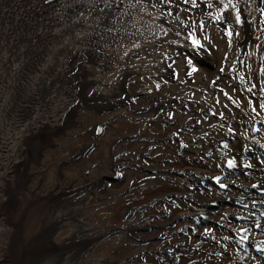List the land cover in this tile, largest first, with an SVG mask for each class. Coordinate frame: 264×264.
<instances>
[{
  "label": "rangeland",
  "instance_id": "1",
  "mask_svg": "<svg viewBox=\"0 0 264 264\" xmlns=\"http://www.w3.org/2000/svg\"><path fill=\"white\" fill-rule=\"evenodd\" d=\"M212 2V7H209V3H206V8H203L202 5H200L197 2V7L201 6L202 9L204 11H206L208 14L211 13V15H209V19L210 23L207 22V27H208V33H210V35H213L214 37V43L216 42H220L222 44V40L221 38L215 33V25L218 22L217 20L213 19V17L217 14V0H211ZM144 3L146 4V2L144 1ZM141 4V2L139 3ZM177 4L180 5H184V0L183 1H178ZM176 4V5H177ZM190 6H192L191 3H187ZM255 4H253V0H240V3L238 4V8L241 9V20L242 23L240 25H235L233 24V28L234 31H239L241 33L240 37L237 38L234 35V43L236 45H242L241 41L244 39H248L249 41L245 44V46L247 45H251V53L249 55V57H247L248 60H250L249 62H251V64H253L254 66L257 65L256 64V53L259 50V45L257 44H252V42H255L256 40H259V38H261L262 43H264V34L259 33V31L256 33L255 39H253L254 37V27H259V23H254L252 22V19H255L256 14H255ZM122 7V6H121ZM136 7V5H135ZM140 7V5H139ZM161 7L162 4H158L156 6V10H155V15H153L152 13L146 11V9L144 8H135L134 10H128V7H126V9L124 7L123 10H121L123 12V15L127 14L128 18H126L124 21L125 23L123 24V29H122V42L123 45L116 47V50L109 48L108 51L111 52L113 55L115 54H119L121 52V48H125V47H130L129 45L132 44L131 49L132 50H137L138 53V63L139 66L137 65H133V71L136 72V74H139L140 76H153L155 74H157L158 76L161 75L160 71L163 72V66L161 64V60H160V55H161V50L162 48H164L165 46H170V47H175L178 48V50L181 49V40H180V36H177L176 33L178 32L176 23L174 22V20L172 18H170V22L172 25H162L161 23H159V21L157 20V16L159 17L161 15ZM144 11V14H141V11ZM179 12H181V9L178 10ZM118 11L112 12L110 14L113 23H115V15L117 16V18H119V16L121 14L116 13ZM148 12L150 15H148ZM116 13V14H115ZM246 23L249 24L250 26V36L247 37V31H245V25ZM209 24V25H208ZM137 27V28H136ZM140 27V28H139ZM134 32L135 33V38H130V34ZM165 33H167V35H165ZM259 34V35H258ZM175 41V42H173ZM217 44L212 45L211 44V54H210V58L208 59V61L206 62L207 64H209L210 66H206V63H202L200 64V68L197 71V79L196 82L197 84H205L210 85L212 83V76H214V74L216 73V63L218 60V56L219 53L222 51L223 46H220L218 49L216 48ZM249 45V46H250ZM216 48V50L212 51V48ZM261 48H264V44L261 45ZM254 49V50H253ZM118 56V55H117ZM122 61L124 62L125 57L121 58ZM130 62V61H129ZM132 62H135L132 61ZM113 68L114 69H118L119 68V64H113ZM256 69V67H255ZM249 70V69H248ZM118 71H123V73L126 71V68H121ZM264 71V70H263ZM252 73V70H250V74ZM154 77V76H153ZM124 78V77H123ZM105 80L106 83H110L113 82L112 84L114 86H116L118 80H120V75L117 74V72H111L108 73L106 75L105 78H103ZM258 77H254V81L255 83L258 82ZM147 80V84L150 87L155 86L156 88V94L162 95L163 97H167L168 100L169 97L176 95L177 93H182V89L177 87V85H164L162 84V82L158 79L155 78L156 81L150 82L151 80L145 79ZM150 80V81H149ZM153 80V79H152ZM179 90V91H178ZM118 90L114 89V88H109L107 89V91H105V94H115ZM188 92L190 94H194L192 91L188 90ZM119 94V93H117ZM143 102V101H141ZM158 103V102H157ZM139 104H143L140 103ZM157 105V104H156ZM223 108V106H222ZM225 109V108H224ZM224 113L226 115H228V117H234L237 118V115L235 113H232L231 111H226L224 110ZM157 115L158 112L156 110L155 114L152 113L150 115H145V117H143L142 114H140L139 116H135L134 114L131 115L129 120L126 121H121V122H117L114 124V127L110 128L107 132V134L104 136V138H102L100 140L99 143V149H96V151H92L90 152L87 156L83 157L82 159L79 160V162L77 163V167L76 169H74L73 171L76 172L77 174H79L80 172L83 171V168L85 167L86 164L93 166L94 169L93 171L90 173V175H87V177H89V180H93V178L97 175L100 174H104L108 179L106 180L107 183H103L104 186H102V191H92L95 190V185L94 186H90L88 183V178L86 177H79L78 179L75 181V183L73 184L72 187H70L69 189H67L68 192L72 193L70 196V202L68 204H66V206L64 208H59L55 211V213L58 212V214H62L63 216H72L73 218H77V219H82L85 216V205H86V200L88 199V195L91 194V192L96 193L97 196H99L100 198H103L105 196H108L107 198H105L103 201L105 202H110V203H115L117 204H121L122 209L121 212L119 213L120 216H123L120 221H119V225L123 226V232L118 231L116 232V234H112L110 236H107L105 239H103L100 246H102V249L100 251H98L97 253L95 252L93 260L90 261V259H86L88 262H90L89 264H99L101 261L104 262L105 264H118V263H122V261L125 259V257L127 258V256L132 255L134 252H139L141 249L145 248L146 245L151 247L152 250H156L161 248L160 244H162L161 239H156V232H153V230H150L151 233H149L147 237H151V238H155L154 240L150 241L149 243H141L138 241H135V238H132V236L130 235V228L131 225L133 223L132 220L136 219L138 221V226H144L146 223V216L145 213H141L140 211H138L137 214H134L135 216H133L132 219H125V215L127 213V211L129 210L130 207H134L135 203H142L143 201H148V199L152 198V197H159L161 196L163 193L167 192L168 189H164L161 188L163 186L162 183V179L160 181H156L158 179V177H155L154 180L150 181V185L148 190L145 191L143 190V188L138 189L137 191H133L130 193L131 188L135 187L134 186H129L130 183H138V181H144V180H148L150 178V176L145 175L144 173H138L135 170H128L125 172V176L124 178L120 181V182H112L109 178L111 177V172L109 169V165H110V158H109V151L107 149V144L112 140V142L117 139L118 137H120L122 134H125L126 131H128L130 129H132L131 131H136L135 129L139 128L140 129V134L139 136L141 137V141L136 142V143H132V144H127V143H121L119 144V146L117 147V149H119V151L122 150H129L130 152L128 154H130V158H137V149L138 146H140V143L146 144L147 142H154L156 141V139L159 137H161V135L164 133V130L157 126V124L161 119V116H159L160 118L157 120ZM135 116V117H134ZM146 118L151 119L152 123H154V127L152 128L151 125L147 124V121L145 120ZM182 118V119H181ZM181 119V120H179ZM183 121V122H188L189 119L186 116L185 118L182 116L178 115V119H177V123ZM91 120L88 121L87 123H84V125H86L84 128H81L78 130V133H81L82 136L81 138L78 137L77 134L73 135V138L75 140V147L76 149H79L88 139V134H85L86 131H88L89 128V124H90ZM240 129V128H239ZM130 131V132H131ZM242 130H239V136L236 138L234 145H236L237 143L239 145H241V142H243L244 139V135H245V131H242L243 134L240 135V132ZM119 134V135H118ZM114 136H116L114 139H112ZM157 136V137H156ZM163 141V140H162ZM188 142H192L190 137L187 138ZM171 144L169 146H165L162 143H155L156 144V149L153 151V157L155 158H160L164 155H168L172 158H174L173 153L175 152V150L173 151V145L174 143L172 141H170ZM68 147L71 148V145L68 144ZM190 147V146H189ZM196 148V147H194ZM60 148L54 150V152L52 153V157H55V163H57L60 160L61 154L60 152ZM110 149V148H109ZM176 153V152H175ZM157 155V156H156ZM159 156V157H158ZM167 183V185H170L171 183L177 182V184L182 185V180H175V179H170V178H165L164 179ZM171 180V181H170ZM54 181V177L49 176L48 179L46 180L43 188L41 189L42 191L46 192V189L49 188L50 186H52ZM174 181V182H173ZM156 184V185H155ZM99 186V185H98ZM100 187V186H99ZM106 188V192L103 194L104 190ZM62 188H59L56 193L57 195H59L62 192ZM138 195V196H137ZM48 196V195H46ZM103 196V197H101ZM137 196V201H135L134 199ZM201 197V196H199ZM208 198V197H207ZM199 198H197V196H194V200L198 201ZM38 203V202H35ZM33 204L31 205L28 209H27V217H31V221H30V226L33 225L32 227L28 226V229L25 231V235L29 237H31L32 235H34L35 231L40 230L42 228L41 224H37L36 226L34 225L37 221H39L41 218H48L46 221L51 222L54 219H50V211L51 209H47L46 208V213L44 214V216H41V208L43 206L40 205V203L38 204ZM29 206V205H28ZM27 206V207H28ZM180 205L177 206H170V210L172 208V214H176V212H178L182 207H178ZM22 209L25 208V206L21 204ZM112 206L109 207H102V206H96L92 213H94V215L99 216L100 218H94V216L91 217H86L85 216V220L83 219L84 223H80L78 221H75L73 219H67L65 221H63V224H66L68 228L76 231L77 228H86L87 232L84 231L82 235H79V237H84L86 235L92 234L94 236H96L97 233H104L105 230H107L108 227H111V215H110V209ZM175 208V209H174ZM21 209V210H22ZM190 211H193L195 209H189ZM71 213V214H70ZM84 213V214H83ZM19 215V214H18ZM106 219V220H105ZM117 219V218H115ZM125 219V220H124ZM110 224H107V223ZM164 223H168V219L163 221ZM2 228H5L2 224L0 225V233H2ZM5 239V234L2 236V234L0 235V240L4 241ZM133 239V240H132ZM7 241V240H6ZM128 241H132L133 244H129L127 245V247H121V249L119 250L118 247L116 246H120L119 243H121L122 245H124V242H128ZM157 247V248H156ZM111 248H116L115 250H111ZM1 253V252H0ZM37 255H40L41 257L38 258V261L36 260L35 264H46L45 261L42 262V255L43 253H41L40 251H37ZM88 258V257H87ZM48 262H51L52 258L51 256L49 258H47ZM189 260L191 259H185L182 264H188ZM47 262V261H46ZM25 263V262H24ZM30 264H32L30 262ZM49 264V263H48ZM66 264V262L64 263Z\"/></svg>",
  "mask_w": 264,
  "mask_h": 264
},
{
  "label": "snow or ice",
  "instance_id": "2",
  "mask_svg": "<svg viewBox=\"0 0 264 264\" xmlns=\"http://www.w3.org/2000/svg\"><path fill=\"white\" fill-rule=\"evenodd\" d=\"M165 2L167 3H171L172 0H165ZM184 3H191L193 5V7H196L197 4V0H184ZM240 3V0H217V14L213 17V19L217 20V21H223L226 25H228V27H226L225 31L226 34L228 36H233L235 35L237 38L240 37L241 33L239 31H234L232 25H240L242 23L241 20V9L238 8V4ZM209 7H212V2L210 0L209 2ZM209 15H211V13H209ZM261 15H264V10L261 11ZM205 25L203 22H199L198 23V27L199 28H203ZM196 29L189 31L187 33L186 36V41H190L191 42V47L193 50L200 48L201 47V41L199 39L196 38ZM165 35H167V33H165ZM177 36L180 35V32L176 33ZM175 42V41H173ZM187 63L191 64V61H187ZM224 68L221 67L219 69V72H224ZM193 72H196V68L193 67L191 72L188 73V75H192ZM219 77H217L216 79L213 80V83L215 84L218 81ZM248 91L251 93L252 89L249 88ZM224 96L228 97L230 100L232 99L228 93H224ZM251 103V102H249ZM258 107H264V104L259 105ZM257 109L253 108L252 111L255 112ZM221 117L225 116V113L223 112H219L218 113ZM196 123H200V121H196ZM211 127L215 128V125H212ZM228 132L232 133L235 132L236 129L235 128H229L227 129ZM184 147H187L186 145ZM223 148L227 149L226 152L222 153L223 156V164H217L216 167L218 169H221L222 174H217L213 177V179L216 181L218 187L220 189H224L227 190L229 188V185H235L236 184V179H228L229 175L232 176H236V171L237 169H240V175H246V173L243 172V168H252L253 164L251 163H243L241 164V159L238 155V153L240 152V145L237 143L236 145H233L232 147L229 146L228 143H223ZM233 153H237V154H233ZM226 168L228 170H230L229 172H223V169ZM241 187H244V185H241ZM251 188H257L258 185L255 183L250 184ZM260 190L262 192H264V186L260 187ZM228 198H232V197H228ZM237 203L242 204L243 208H247L248 205L243 203L242 198L237 199ZM253 203H255V201H253ZM261 203H264V201H261ZM233 216L236 215L235 212L232 213ZM254 215V214H253ZM227 216V213L222 215L220 217L221 220L225 219ZM240 219H248V217H244V216H240ZM255 226L257 228L261 227V225L259 223H256ZM239 232H245L247 231L246 228H239L238 229ZM212 232V229L210 228H206L204 230V233H202V235H207L209 233ZM241 239L243 240H247L248 237L247 236H242Z\"/></svg>",
  "mask_w": 264,
  "mask_h": 264
},
{
  "label": "flooded vegetation",
  "instance_id": "3",
  "mask_svg": "<svg viewBox=\"0 0 264 264\" xmlns=\"http://www.w3.org/2000/svg\"><path fill=\"white\" fill-rule=\"evenodd\" d=\"M52 169H53V165H51V170ZM48 170L49 169H46V171H48ZM42 180H43L42 177H39L37 179V183H41ZM55 215H57V214L54 213V216ZM56 219H58L57 220V224H56V226H54L53 229H51L49 239L50 240L53 239V236H54V233H55L56 230L59 231V232H67L70 235V238L65 241L63 249H68L72 245V243H74L75 238L79 237V235H82L85 230H83L81 228H77V230L74 231V230L68 228L66 224H63V221H65L67 219L78 220L77 218H73V216H62L61 218L57 217ZM97 236H100V235H97ZM93 237L94 236L92 234L88 235V237L85 239V242L82 243V245H81V250H83L84 247H85L86 250H89L91 247H94V241L98 240L99 238H94L92 240ZM81 257L84 258V255H82Z\"/></svg>",
  "mask_w": 264,
  "mask_h": 264
},
{
  "label": "bare ground",
  "instance_id": "4",
  "mask_svg": "<svg viewBox=\"0 0 264 264\" xmlns=\"http://www.w3.org/2000/svg\"><path fill=\"white\" fill-rule=\"evenodd\" d=\"M200 2H204V0H200ZM246 26H247V30H248V28H249V24H246Z\"/></svg>",
  "mask_w": 264,
  "mask_h": 264
}]
</instances>
